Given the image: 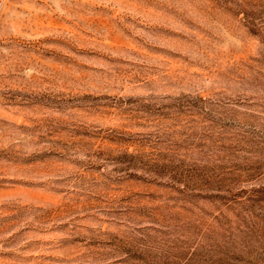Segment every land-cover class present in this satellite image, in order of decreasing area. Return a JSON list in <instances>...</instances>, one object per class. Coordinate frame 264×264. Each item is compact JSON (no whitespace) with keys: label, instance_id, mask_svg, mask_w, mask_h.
<instances>
[{"label":"rangeland","instance_id":"rangeland-1","mask_svg":"<svg viewBox=\"0 0 264 264\" xmlns=\"http://www.w3.org/2000/svg\"><path fill=\"white\" fill-rule=\"evenodd\" d=\"M0 264H264V0H0Z\"/></svg>","mask_w":264,"mask_h":264}]
</instances>
